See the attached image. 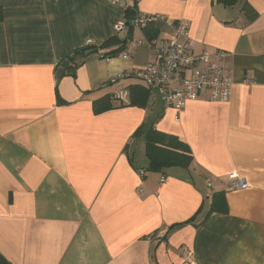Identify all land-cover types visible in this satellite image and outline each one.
I'll list each match as a JSON object with an SVG mask.
<instances>
[{
    "label": "crops",
    "instance_id": "0c3cea01",
    "mask_svg": "<svg viewBox=\"0 0 264 264\" xmlns=\"http://www.w3.org/2000/svg\"><path fill=\"white\" fill-rule=\"evenodd\" d=\"M248 3L252 22L243 1L139 0L159 39L187 21L198 51L226 54L231 99L203 95L178 115L150 94L146 107L115 101L134 79L104 86L150 60L142 30L128 60L77 55L68 73L88 40L125 38L114 24L131 1L0 0V254L10 264H264V0ZM106 96L114 108L95 114ZM144 125L186 143L192 164L150 171ZM230 174L249 187L229 191ZM215 193L226 213H209Z\"/></svg>",
    "mask_w": 264,
    "mask_h": 264
},
{
    "label": "built area",
    "instance_id": "2783aa9c",
    "mask_svg": "<svg viewBox=\"0 0 264 264\" xmlns=\"http://www.w3.org/2000/svg\"><path fill=\"white\" fill-rule=\"evenodd\" d=\"M112 4L124 6L125 0H107ZM157 20L137 12L133 21L134 28L143 30L147 24ZM171 36L168 39H155L147 42L150 60L140 69L131 73H123L118 78L111 79L104 86H109L121 80L134 79L145 88L153 99L174 109L179 115L188 103L202 99L207 95L211 102H228L234 89V80L231 74L222 65L226 56L223 51H198L196 42L190 36V24L187 21L168 22ZM117 35L127 30L126 20L114 24ZM141 43V42H140ZM101 43L92 40L86 46L99 47ZM132 54V43L119 53V57L128 60ZM129 89H120L114 94V100L125 105L129 102ZM165 178L162 177V181ZM249 187L246 178L237 174L228 176L229 191L245 190ZM187 256H192L190 252Z\"/></svg>",
    "mask_w": 264,
    "mask_h": 264
},
{
    "label": "trees",
    "instance_id": "16d2710c",
    "mask_svg": "<svg viewBox=\"0 0 264 264\" xmlns=\"http://www.w3.org/2000/svg\"><path fill=\"white\" fill-rule=\"evenodd\" d=\"M132 4H129L125 8L126 15V36L120 38L115 36L110 40L101 43L99 47L86 46L84 48L76 50L72 56L68 57L71 64L68 68V73L72 76H76V70L78 65L74 62V57L80 55L81 57H88L96 53H102L105 58H116L119 53L124 51L129 42L133 39V33L136 30L133 25V21L137 16V5L139 0H129ZM214 2L223 5L224 7H234L240 1H243L241 12L244 14L248 22L255 21L259 14L248 3V0H213ZM3 20V12L0 8V22ZM147 42L157 39L160 35L159 29L154 25V22H150L142 30ZM130 91V103L127 106L146 107L149 93L140 84L131 85ZM95 114H100L109 110H112V98L109 96L103 97L93 103ZM144 133L146 142V156L149 161V170L152 172H163L166 169L172 167L188 168L194 158L190 147L181 141L177 136L168 135L155 130L152 126L147 128L145 125L141 127L136 135ZM213 212H227V202L224 193H215L212 196V204L209 213ZM193 219L185 222L184 224L192 223ZM172 228V227H171ZM170 228V229H171ZM0 264H10L0 254Z\"/></svg>",
    "mask_w": 264,
    "mask_h": 264
}]
</instances>
